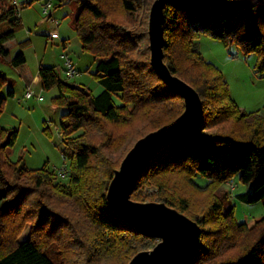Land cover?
Returning <instances> with one entry per match:
<instances>
[{
  "label": "trees",
  "instance_id": "1",
  "mask_svg": "<svg viewBox=\"0 0 264 264\" xmlns=\"http://www.w3.org/2000/svg\"><path fill=\"white\" fill-rule=\"evenodd\" d=\"M154 1L78 0L73 25L83 50L97 60L94 75L104 88L98 95L61 79L55 67L40 66L43 88H57L53 103L67 110L60 124L66 143L62 154L70 163L67 184H56L57 175L47 165L31 169L22 159L13 162L18 130L0 124V264H129L159 242L121 218L108 199L115 172L135 142L185 110V100L152 65ZM8 4L0 3V27L5 24L0 60L10 54L5 44L24 28L20 8ZM201 36L237 46L246 55L256 53V70L264 76V0L231 7L200 0L166 4L164 62L199 93L204 119L196 136L158 151L131 197L146 202L152 197L146 188L156 189L158 202L200 225V247L190 264H264V215L238 222L235 207L224 211L215 195L239 177L252 191L238 193L237 199L264 205V115L248 113L229 95L222 71L198 47ZM30 43L20 42L11 60L22 75L29 73L24 50ZM9 83L0 69V115L7 101L2 90ZM14 95L11 89L7 93ZM196 176L209 180L207 201L200 205ZM51 199L64 207H52ZM28 223L31 236L19 241Z\"/></svg>",
  "mask_w": 264,
  "mask_h": 264
},
{
  "label": "rangeland",
  "instance_id": "2",
  "mask_svg": "<svg viewBox=\"0 0 264 264\" xmlns=\"http://www.w3.org/2000/svg\"><path fill=\"white\" fill-rule=\"evenodd\" d=\"M3 1L11 4L10 0H0V3ZM48 1L17 0L24 28L13 40L7 42L10 54L0 60V69L11 80L2 90L7 101L0 115V124L6 129L18 130V138L11 154L13 162L22 159L31 169L47 165L48 170L57 175L56 184H67L70 163L62 154L66 143L60 129L62 117L67 110L53 103V98L59 93L57 88H43L39 67L41 64L55 67L61 79L82 85L94 95L101 93L104 88L94 75L97 65L95 56L83 50L80 37L74 29L73 23L79 9L78 0H50L53 5L52 16L46 17L43 10ZM24 4L25 7H22ZM57 5L60 6L55 8ZM4 26L5 24H2L0 29ZM54 32H57L60 38L51 39L49 35ZM25 40L31 41L24 50L29 73L22 75L11 64V60L19 50V43ZM62 40L67 42L66 48H63ZM197 44L205 60L222 71L229 86V95L237 104L248 113L259 112L264 115V76H261L255 67L257 54L246 55L237 46L227 48L222 41L209 36H201ZM65 55L73 61L76 70L74 76L66 74ZM10 89L15 92L14 97L7 96ZM27 92H31L30 97L25 96ZM115 100L121 104L119 97H115ZM175 179L182 183L180 176H175ZM194 182L199 186L197 203L200 205L207 201L209 180L196 176ZM145 191L152 196L146 202H158L154 196L158 190L146 188ZM251 191L252 185H245L240 182L239 177H235L218 187L215 195L223 204L224 211L235 207L237 221L245 222L264 215L262 201L247 204L236 197L240 192ZM50 203L52 207L59 209L63 206L53 199ZM32 228L33 224L28 223L18 240L30 238Z\"/></svg>",
  "mask_w": 264,
  "mask_h": 264
},
{
  "label": "water",
  "instance_id": "3",
  "mask_svg": "<svg viewBox=\"0 0 264 264\" xmlns=\"http://www.w3.org/2000/svg\"><path fill=\"white\" fill-rule=\"evenodd\" d=\"M182 0H155L150 11L149 39L152 65L160 78L185 100L184 112L171 124L139 139L123 159L108 189L111 207L142 234L159 240L154 248L139 252L129 264H190L200 247V225L161 202L132 199L140 176L153 157L171 141L197 135L204 119L203 102L194 87L172 73L164 62L166 4ZM224 7L241 6L242 0H200Z\"/></svg>",
  "mask_w": 264,
  "mask_h": 264
},
{
  "label": "built area",
  "instance_id": "4",
  "mask_svg": "<svg viewBox=\"0 0 264 264\" xmlns=\"http://www.w3.org/2000/svg\"><path fill=\"white\" fill-rule=\"evenodd\" d=\"M11 3L18 5L17 0H10ZM52 10H53V5L51 4L50 1L46 2L45 6H44V10L43 13L46 17H51L52 16ZM51 37L53 38H57L59 37L58 33H52ZM66 57V74L67 76H74L76 74V70L74 69V64L72 59H70L67 55H65ZM26 97H30L31 96V92H27Z\"/></svg>",
  "mask_w": 264,
  "mask_h": 264
},
{
  "label": "crops",
  "instance_id": "5",
  "mask_svg": "<svg viewBox=\"0 0 264 264\" xmlns=\"http://www.w3.org/2000/svg\"><path fill=\"white\" fill-rule=\"evenodd\" d=\"M50 1V0H49ZM19 16H20V14H19ZM54 33H57V32H54ZM49 37L51 38V39H58V38H60V36L59 37H57V38H53V37H51V35H49ZM7 43L5 44V47L7 48ZM62 46H63V48H66L67 47V42L65 41V40H62ZM42 65V64H41ZM40 65V66H41ZM39 69H40V67H39ZM27 75V74H26ZM26 95V94H25Z\"/></svg>",
  "mask_w": 264,
  "mask_h": 264
}]
</instances>
